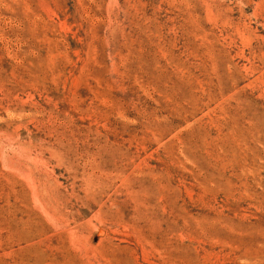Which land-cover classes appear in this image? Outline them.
Segmentation results:
<instances>
[{"label": "rangeland", "instance_id": "rangeland-1", "mask_svg": "<svg viewBox=\"0 0 264 264\" xmlns=\"http://www.w3.org/2000/svg\"><path fill=\"white\" fill-rule=\"evenodd\" d=\"M0 264H264V0H0Z\"/></svg>", "mask_w": 264, "mask_h": 264}]
</instances>
